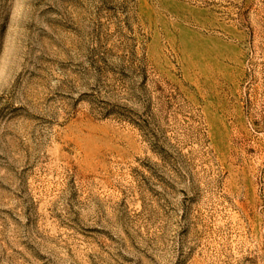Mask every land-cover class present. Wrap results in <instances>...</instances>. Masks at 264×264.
<instances>
[{"label":"rangeland","instance_id":"rangeland-1","mask_svg":"<svg viewBox=\"0 0 264 264\" xmlns=\"http://www.w3.org/2000/svg\"><path fill=\"white\" fill-rule=\"evenodd\" d=\"M0 264H264V0H0Z\"/></svg>","mask_w":264,"mask_h":264}]
</instances>
